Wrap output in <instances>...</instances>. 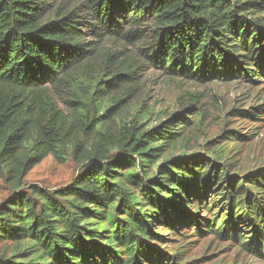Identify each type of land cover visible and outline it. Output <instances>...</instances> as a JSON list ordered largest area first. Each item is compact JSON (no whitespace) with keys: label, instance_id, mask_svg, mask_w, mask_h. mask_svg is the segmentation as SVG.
Returning a JSON list of instances; mask_svg holds the SVG:
<instances>
[{"label":"trees","instance_id":"trees-1","mask_svg":"<svg viewBox=\"0 0 264 264\" xmlns=\"http://www.w3.org/2000/svg\"><path fill=\"white\" fill-rule=\"evenodd\" d=\"M48 1L0 0V183L14 188L0 204V264H182L158 244L164 229L184 228L264 258V166L234 171L225 147L174 153L202 114L197 96L151 126L146 113L122 120L115 133L78 14H49ZM78 1L99 36L136 37L151 25L148 56L169 76L264 77V0ZM50 155L72 158L78 176L53 192L20 190Z\"/></svg>","mask_w":264,"mask_h":264},{"label":"rangeland","instance_id":"rangeland-1","mask_svg":"<svg viewBox=\"0 0 264 264\" xmlns=\"http://www.w3.org/2000/svg\"><path fill=\"white\" fill-rule=\"evenodd\" d=\"M48 3L49 14L71 10L78 14L80 27L88 34L93 50L90 68L103 75L100 87L105 89L98 92V98L104 109L110 107L104 119L115 133L122 120L130 121L146 113L141 122L151 126L197 96L202 114L186 129L188 146L179 147L174 153L199 152L207 156L225 147L226 163L234 171L245 173L264 166V77L257 82H196L183 76H169L154 67L148 56L155 40L151 25L143 24L142 34L136 37L128 38L123 33L99 36L97 32L101 28L86 3L78 0H49ZM115 72L121 74L122 80L117 78L107 87L106 79L112 78ZM80 170L72 158L60 163L50 155L27 174L20 190L32 186L52 192L66 188ZM13 189L8 181L0 183V204ZM164 232L167 243L158 245L176 255L182 264H264L263 257L247 251L238 241L218 234L199 235L192 228L171 234L167 229Z\"/></svg>","mask_w":264,"mask_h":264}]
</instances>
